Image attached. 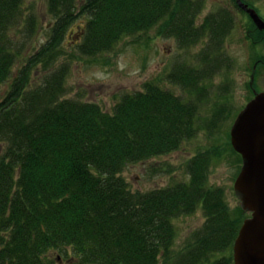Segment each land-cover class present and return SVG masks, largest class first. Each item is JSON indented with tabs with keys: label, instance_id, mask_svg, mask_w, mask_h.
Wrapping results in <instances>:
<instances>
[{
	"label": "trees",
	"instance_id": "obj_1",
	"mask_svg": "<svg viewBox=\"0 0 264 264\" xmlns=\"http://www.w3.org/2000/svg\"><path fill=\"white\" fill-rule=\"evenodd\" d=\"M47 1L53 26L38 48L30 45L39 24L26 0H0V264H234L251 215L241 203L230 208L224 189L209 181L226 154L242 162L229 135L189 160L185 181L140 192L124 177L129 166L177 152L229 120L230 93L205 121L202 115L214 79L231 67L225 43L234 11L222 8L199 23L202 0ZM260 1L243 0L252 8ZM248 18L256 49L264 31ZM81 19L76 46L87 58L153 30L182 50L205 42L196 65L179 63L165 78L184 95L148 82L120 96L111 112L70 98L72 61L63 44ZM197 210L205 223L178 245L175 220Z\"/></svg>",
	"mask_w": 264,
	"mask_h": 264
},
{
	"label": "rangeland",
	"instance_id": "obj_2",
	"mask_svg": "<svg viewBox=\"0 0 264 264\" xmlns=\"http://www.w3.org/2000/svg\"><path fill=\"white\" fill-rule=\"evenodd\" d=\"M202 1H204V9L199 23L207 15L222 8L232 9L236 16L235 27L225 43V55L230 59L231 67L214 79L209 91V100L204 104L203 120L205 121L206 116L211 112L210 107L214 103L218 104L225 93H230L228 105L233 113L221 130L214 133L201 130L196 138L186 142L179 151L129 166L124 172V177L134 191L147 192L187 180L189 160L199 151L217 144L222 146L225 140L228 141L229 136L231 141V129L238 115L254 99L255 93L264 92V37L261 39L262 44L255 49L249 36V18L235 8L232 0ZM26 9H29L27 14L33 12L37 17L38 33L30 45L39 48L47 41L49 30L53 26V18L48 12V1L26 0ZM255 9L264 19V0L258 2ZM85 22V19L76 22L69 30L63 44L65 52L72 61L67 80L69 97L98 103L108 112L112 111L120 96L138 92L148 82H159L177 95H184L181 87L167 83L165 78L179 63L196 65L197 56L206 45L204 42L194 48L182 50L175 39L158 37L157 31L153 30L141 36L124 39L111 53L87 58L77 52L76 46L81 38L79 32ZM259 61L262 63L258 75L256 71L260 65L257 63ZM242 167L243 159L240 162L239 157L230 152L223 159L215 162L211 168L209 181L212 185L224 189L230 208L242 204L234 188ZM204 223L202 210L175 220L179 234L178 245H182L184 240ZM53 257L57 259L58 254L54 253ZM60 263L65 264V261L60 260Z\"/></svg>",
	"mask_w": 264,
	"mask_h": 264
},
{
	"label": "water",
	"instance_id": "obj_3",
	"mask_svg": "<svg viewBox=\"0 0 264 264\" xmlns=\"http://www.w3.org/2000/svg\"><path fill=\"white\" fill-rule=\"evenodd\" d=\"M260 31L264 19L255 8L235 0ZM231 144L242 156L243 167L235 191L245 211L251 213L234 245V264H264V92L255 93L231 129Z\"/></svg>",
	"mask_w": 264,
	"mask_h": 264
}]
</instances>
